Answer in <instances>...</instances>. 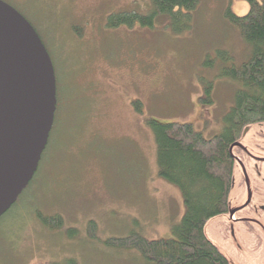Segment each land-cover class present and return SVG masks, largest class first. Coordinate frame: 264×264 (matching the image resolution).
<instances>
[{
    "label": "rangeland",
    "instance_id": "374dc122",
    "mask_svg": "<svg viewBox=\"0 0 264 264\" xmlns=\"http://www.w3.org/2000/svg\"><path fill=\"white\" fill-rule=\"evenodd\" d=\"M4 1L31 22L46 45L61 106L38 171L0 218V264L69 258L77 264H151L113 240L132 232L150 240L170 238L186 211L180 188L160 175L148 121L193 123L207 138L224 130L241 83L223 71L252 55L226 11L231 7L245 15L249 4L199 0L190 29L177 33L163 15L153 26L109 27L113 14H147L149 0ZM208 82L213 83L212 105L200 101ZM261 127L253 125L241 141L248 144ZM260 139L264 142V135ZM244 161L249 181L237 167L233 209L250 195L252 205L264 201V170L260 175L255 162ZM38 211L62 217L63 226L49 228ZM239 216L249 219L254 213L249 207ZM91 222L94 236L88 230ZM206 232L231 264H264V233L258 225L232 222L226 213L210 219Z\"/></svg>",
    "mask_w": 264,
    "mask_h": 264
},
{
    "label": "trees",
    "instance_id": "16d2710c",
    "mask_svg": "<svg viewBox=\"0 0 264 264\" xmlns=\"http://www.w3.org/2000/svg\"><path fill=\"white\" fill-rule=\"evenodd\" d=\"M149 1L151 9L147 14H113L109 17V27L123 24L132 26L136 22L153 26L155 20L163 15L169 18L172 30L180 33L190 29L192 12L200 2ZM241 1L249 4L248 13L237 15L229 7L226 17L251 45L252 55L248 61L240 65L232 64L223 71L224 76L241 83V88L236 93L235 105L224 118V130L207 138L193 123L148 121L158 145L160 175L180 188L186 211L182 219L173 225V236L170 238L150 240L142 234L132 232L127 237L113 240L137 250L151 264H231L228 256L207 235L206 223L230 210L236 165L231 146L242 140L246 127L264 124V0ZM220 54L227 60L231 59L227 52L222 51ZM204 89L205 95L200 97V101L205 105H212L213 83L208 82ZM59 97L57 92L56 115L61 106ZM134 104L139 110L140 101L135 100ZM48 147L49 144L47 149ZM37 215L49 228H61L64 224L63 218L58 215L46 216L40 211ZM88 230L94 236V222L90 223ZM39 264L77 262L69 258Z\"/></svg>",
    "mask_w": 264,
    "mask_h": 264
},
{
    "label": "water",
    "instance_id": "95a60500",
    "mask_svg": "<svg viewBox=\"0 0 264 264\" xmlns=\"http://www.w3.org/2000/svg\"><path fill=\"white\" fill-rule=\"evenodd\" d=\"M57 103L56 71L46 45L20 11L0 0V218L38 170ZM235 147L247 150L238 141L232 154Z\"/></svg>",
    "mask_w": 264,
    "mask_h": 264
},
{
    "label": "flooded vegetation",
    "instance_id": "af4514ba",
    "mask_svg": "<svg viewBox=\"0 0 264 264\" xmlns=\"http://www.w3.org/2000/svg\"><path fill=\"white\" fill-rule=\"evenodd\" d=\"M263 126V124H259V126ZM253 126H251L252 128ZM251 128L250 130L246 133L245 136H247L246 138H248L249 135H247L249 132H251ZM262 129L260 130H257V132L255 133V135H250V138H249V143L246 144L242 141V143L244 144V146L247 148V150H243L242 148L240 147H235L234 149H238L240 150L243 154L240 155V154H237L236 152H234L233 150V154H234V157L236 158V165H235V169L237 167L241 168V170H244L245 172V180L247 182V180L249 181L248 177H247V174H246V167H245V163H248L247 161H244V159L246 157H248L249 159H251L253 162H255V166H257L259 168V171H261L262 169L264 170V142L262 141V139H260V137L262 136L263 138V135H264V127H261ZM53 131V130H52ZM252 133V132H251ZM51 137V136H50ZM260 140L262 141L260 143ZM49 144V143H48ZM253 145V146H252ZM250 147H253V149L256 151H252ZM47 149V148H46ZM44 154H45V151H44ZM232 154V155H233ZM42 160H43V156H42ZM242 164H241V163ZM250 163V162H249ZM261 164V166H260ZM262 170V171H263ZM262 171L259 172L260 175H262ZM234 173H235V170H234ZM264 173V172H263ZM264 175V174H263ZM262 181L264 182V177L262 176ZM235 183L236 181H234V188H235ZM249 184V183H248ZM251 209V211L254 213V217L251 216V218L249 219H245V218H240L239 216V213L240 211L243 209H247L249 208ZM232 204L230 206V210L226 213L230 214V217H231V220L232 222H237V221H240V220H244L246 222H249L251 225L254 223L256 225H258L263 233H264V201L262 202V204H256V205H252V196L250 198V200L248 199V201L242 206V208L238 209L233 215H231V210H232ZM224 213V214H226ZM236 213H237V216H236ZM221 216V215H220ZM255 226V225H254Z\"/></svg>",
    "mask_w": 264,
    "mask_h": 264
}]
</instances>
